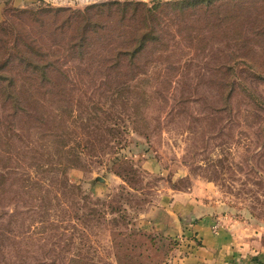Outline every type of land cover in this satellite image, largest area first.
<instances>
[{
	"label": "rangeland",
	"instance_id": "rangeland-1",
	"mask_svg": "<svg viewBox=\"0 0 264 264\" xmlns=\"http://www.w3.org/2000/svg\"><path fill=\"white\" fill-rule=\"evenodd\" d=\"M107 1L154 0L7 2L0 38L39 32L19 10L80 11ZM162 26L161 42L142 56L145 65L133 80L107 75L91 60H72L60 95L29 102L44 120L58 111L60 131L71 129L70 140L81 137L79 121L71 118H86L81 106L109 108V125L125 126L123 148L113 146L134 176L121 179V168L106 165L109 149L101 161L85 156V166L65 176L93 199L122 192L127 217L117 227L92 229L75 219L88 209L77 210L75 194L47 184L29 159L42 157L44 124L17 113L7 128L0 95V264H167L178 241L164 234L171 218L162 204L180 194L216 203L220 215L246 223L264 240V0H205L183 14L169 12Z\"/></svg>",
	"mask_w": 264,
	"mask_h": 264
},
{
	"label": "trees",
	"instance_id": "trees-1",
	"mask_svg": "<svg viewBox=\"0 0 264 264\" xmlns=\"http://www.w3.org/2000/svg\"><path fill=\"white\" fill-rule=\"evenodd\" d=\"M203 1L205 0L162 3L154 0L150 5L142 2L107 1L80 11L45 7L36 11L19 10L21 16L32 18L39 24V32L24 35L13 33L11 41L0 38V95L7 128L12 125L9 117L17 113H24L30 119L34 118L35 121L44 124L47 132L42 136V139H46L43 154L40 160H35L33 156L29 158L32 166L37 168L40 174L45 175L47 184L60 186L61 190L75 194L78 200L77 210L88 209L87 212H77L75 219L84 224L90 223L92 229L101 223H108L113 227L123 223L127 215L120 205L128 198H122L121 192L115 195L116 198L113 196L107 200L93 199L82 193L79 185L70 184L65 178L66 172L84 167L87 160L85 156L101 161L103 151L109 149L112 154L106 159V165L121 168L122 173L116 174L121 179L124 175H128L129 178L134 176L135 170L129 161L117 156L115 151L118 148L113 146L119 145V150L123 148L124 145L120 144L123 140H119V137L126 128L121 124L109 125L108 121L114 116L111 110L106 111L109 108L104 110L93 106L91 108L81 106L86 118L71 114V118L80 123L81 137L70 140L71 129L60 131L62 128L59 124L58 111L51 115L50 119L44 120L41 115L35 114L36 111L29 102L36 106L35 100L39 95H60L61 91L58 89L61 82L68 79L69 71L66 64L72 60L78 63H82L84 59L91 60L97 67L102 65V71L107 75L112 72L113 76H125L133 80L145 65L144 62L141 65L142 56L146 52L151 53L152 47L161 42L162 22L168 13L183 14L187 8ZM4 3L7 4V1ZM47 22L51 24L48 27ZM3 29L0 27V31ZM75 69L81 72L80 68ZM121 87L123 89L127 87L126 83ZM23 90L34 91L28 92L25 98ZM6 104L10 113L5 108ZM121 104L124 110L127 101H121ZM28 106L34 111L33 114L27 109ZM97 111L101 117L96 114ZM125 117L129 119V116ZM107 215L112 216L108 221ZM117 234L120 235V232ZM115 260L117 262V259Z\"/></svg>",
	"mask_w": 264,
	"mask_h": 264
},
{
	"label": "crops",
	"instance_id": "crops-1",
	"mask_svg": "<svg viewBox=\"0 0 264 264\" xmlns=\"http://www.w3.org/2000/svg\"><path fill=\"white\" fill-rule=\"evenodd\" d=\"M5 1L19 6L23 0H0V18ZM164 205L165 217L171 218L164 234L178 241L167 264H264V240L246 223L220 215L216 203L180 194Z\"/></svg>",
	"mask_w": 264,
	"mask_h": 264
},
{
	"label": "built area",
	"instance_id": "built-area-1",
	"mask_svg": "<svg viewBox=\"0 0 264 264\" xmlns=\"http://www.w3.org/2000/svg\"><path fill=\"white\" fill-rule=\"evenodd\" d=\"M216 229H217V225H214V226L212 227V231L215 232Z\"/></svg>",
	"mask_w": 264,
	"mask_h": 264
}]
</instances>
